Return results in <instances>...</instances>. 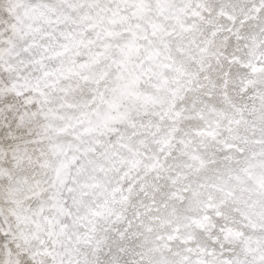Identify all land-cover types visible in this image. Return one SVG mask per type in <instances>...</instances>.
Listing matches in <instances>:
<instances>
[{
	"label": "snow or ice",
	"instance_id": "obj_1",
	"mask_svg": "<svg viewBox=\"0 0 264 264\" xmlns=\"http://www.w3.org/2000/svg\"><path fill=\"white\" fill-rule=\"evenodd\" d=\"M0 264H264V0H0Z\"/></svg>",
	"mask_w": 264,
	"mask_h": 264
}]
</instances>
